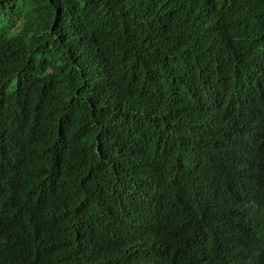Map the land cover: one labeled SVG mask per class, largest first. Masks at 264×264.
<instances>
[{"label": "trees", "instance_id": "trees-1", "mask_svg": "<svg viewBox=\"0 0 264 264\" xmlns=\"http://www.w3.org/2000/svg\"><path fill=\"white\" fill-rule=\"evenodd\" d=\"M220 1L243 41L211 68L166 27L194 20L181 1L0 0V264H264V183L230 209L213 194L244 182L234 147L264 170V136L227 141L264 106L227 108L264 69V0ZM91 51L129 105L104 97ZM233 225L260 233L258 258Z\"/></svg>", "mask_w": 264, "mask_h": 264}, {"label": "clouds", "instance_id": "clouds-1", "mask_svg": "<svg viewBox=\"0 0 264 264\" xmlns=\"http://www.w3.org/2000/svg\"><path fill=\"white\" fill-rule=\"evenodd\" d=\"M187 5L194 7V20L190 23L183 24L181 27L178 24H169L167 29L173 32L181 33L184 36V44L186 52L191 57L196 51L203 49V53L207 57V63L212 68L221 56L226 53H235L234 49L243 41L242 38L232 39L228 37L224 30L228 23V14L220 0H177ZM201 44V45H200ZM182 51V50H181ZM245 52V51H244ZM243 52V53H244ZM241 53V52H240ZM242 53V54H243ZM183 53H180V76L187 77L183 73ZM83 62L91 65V68L96 69L98 74L96 80L98 85L103 88L104 97L110 103L124 105L130 104V97L127 92L119 89L118 84L111 78L109 68L105 62L104 55L99 51L87 52L83 56ZM204 76L201 74L200 77ZM244 76V75H243ZM242 76V83L228 97L227 108L230 114V120L240 117H247L248 111L255 108L258 102L264 101V69L258 75ZM198 79V82H199ZM184 85V84H183ZM187 88L186 85H184ZM190 91V90H189ZM194 91L193 89L190 91ZM238 135L240 139L249 141L255 137L260 139L264 136V106L260 111L255 128L251 126L238 127L230 132L227 141L230 145L232 139ZM247 154L242 149L234 147L232 162L237 165H245L241 168V175L244 177V182H238L237 173L231 175V181L218 183L214 191V202L223 209L231 208V201L239 202L252 193L253 183H264V170L254 171L246 165ZM257 197V195H255ZM258 206L262 212V219L257 223L264 226V198L257 197ZM226 224V221H223ZM224 224V225H225ZM232 229L238 236L237 244L238 251L247 257L258 258L255 247L260 244L258 236L260 233L257 230L249 229L243 232L238 227ZM223 238V237H222ZM263 253H260V256Z\"/></svg>", "mask_w": 264, "mask_h": 264}]
</instances>
